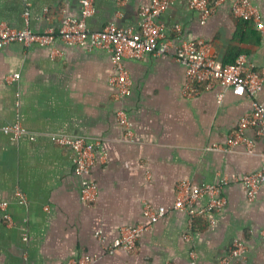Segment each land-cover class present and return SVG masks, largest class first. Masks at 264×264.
Segmentation results:
<instances>
[{
  "label": "crops",
  "instance_id": "0c3cea01",
  "mask_svg": "<svg viewBox=\"0 0 264 264\" xmlns=\"http://www.w3.org/2000/svg\"><path fill=\"white\" fill-rule=\"evenodd\" d=\"M264 24V0H250ZM29 26L35 32L60 26L64 16L79 17L80 0H29ZM151 0H95L90 30L110 23L138 29L139 12ZM26 7L21 0H0V24L22 29ZM168 39L204 40L222 63L246 54L258 71L264 69V34L254 23L235 17L228 3L217 6L201 23L189 0H178L160 18ZM61 55L53 57L52 50ZM131 93L115 99L116 70L109 52L89 50L57 40L52 46L11 43L0 48V264H67L84 254H98L93 264H264V186L250 199L242 183L227 185L226 205L218 212L190 217L170 211L139 237L132 252L107 254L95 233L112 243L125 226L144 224L146 202L171 207L177 184L215 183L264 166V141L255 138L230 150L225 145L241 118L264 103L263 91L253 97L227 90L222 101L217 85L193 98L183 95L186 69L171 51L167 55L126 58ZM16 73L20 77L10 80ZM126 110L133 125L128 139L117 111ZM19 123L26 133L13 140L4 132ZM54 134L81 136L98 143L97 163L89 179L98 187L92 205L81 199L73 151L51 139ZM207 200L197 203L206 206ZM8 214L11 221L4 218ZM214 223H211V220ZM191 230V239L184 235ZM235 239L247 245L245 258L224 262Z\"/></svg>",
  "mask_w": 264,
  "mask_h": 264
},
{
  "label": "built area",
  "instance_id": "2783aa9c",
  "mask_svg": "<svg viewBox=\"0 0 264 264\" xmlns=\"http://www.w3.org/2000/svg\"><path fill=\"white\" fill-rule=\"evenodd\" d=\"M26 7L24 18L25 27L17 29L6 23L0 24V48L11 43H20L25 46L40 45L52 46L57 40L72 46H81L89 50L102 49L110 53L111 60L116 70L112 79V86L115 88V99L122 100L131 93V80L125 70L124 60L126 58L141 59L147 54L154 56L167 55L174 51L176 60L186 69V80L183 87V95L193 98L204 90H212L217 85L222 89L217 93L218 101H222L225 92L231 90L235 95L250 97L263 91L264 69L258 71L250 63L246 54H239L234 62L222 63L212 51V45L202 39L196 41H182L174 44L168 39L166 33L159 23V18L178 0H151L147 6H142L139 12V26L123 28L113 22L103 29L92 31L89 29L87 20L95 13V0H80L81 14L79 17L70 15L64 16L59 27H50L43 32H35L29 26V0H21ZM119 4L126 0H117ZM228 3L233 15L241 20L254 23L256 28L264 34V24L261 13L257 6L250 0H189V7L200 15L201 23L214 14L218 5ZM53 57L59 56L62 52L58 49L52 50ZM20 77L19 73L11 75L10 80ZM118 123L125 129L126 136L133 138V125L124 109L117 111ZM253 129L256 136L264 141V103L254 101L253 110L245 114L239 121L237 129L229 135L225 145L214 147L217 150H230L238 144H245L248 151L255 146V138L247 136L246 132ZM4 132L13 140L20 139L25 129L19 124L7 125ZM54 144L70 148L73 151L74 171L80 180L81 199L87 205H92L98 198V187L95 182L89 179V175L97 163L98 143L87 141L81 136H68L54 134L51 136ZM231 183H242L250 199L256 197L258 191L264 186V166L261 170L242 176L221 177L215 183L196 184L191 180H182L177 184V193L173 205L154 207L146 202L143 207V214L148 220L144 224L125 226L120 230V235L112 243L102 233H95L98 241L107 254H113L117 250L132 252L135 250L139 237L151 229L160 219L170 211H184L190 217V229L195 217L207 216L223 209L227 203L223 194L224 188ZM206 199L204 207L197 208V203ZM7 202L0 204L2 210H6ZM4 218L11 221L8 214ZM214 223V220H211ZM186 240L191 239L190 232L184 235ZM264 242V231L261 233ZM248 252L245 242L235 239L229 249L228 255L223 259L228 262L230 259L245 258ZM192 264L195 262V253H191ZM101 258V255L84 254L78 258L71 259L67 264H93Z\"/></svg>",
  "mask_w": 264,
  "mask_h": 264
},
{
  "label": "trees",
  "instance_id": "16d2710c",
  "mask_svg": "<svg viewBox=\"0 0 264 264\" xmlns=\"http://www.w3.org/2000/svg\"><path fill=\"white\" fill-rule=\"evenodd\" d=\"M245 21V20H244ZM248 22H250V21H248Z\"/></svg>",
  "mask_w": 264,
  "mask_h": 264
}]
</instances>
